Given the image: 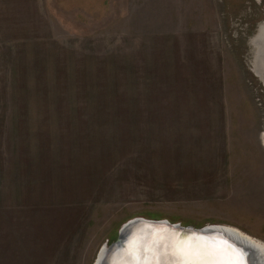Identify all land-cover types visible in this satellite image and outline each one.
<instances>
[{"label": "rangeland", "instance_id": "rangeland-1", "mask_svg": "<svg viewBox=\"0 0 264 264\" xmlns=\"http://www.w3.org/2000/svg\"><path fill=\"white\" fill-rule=\"evenodd\" d=\"M263 25L264 0H0V264H96L133 219L264 245Z\"/></svg>", "mask_w": 264, "mask_h": 264}, {"label": "water", "instance_id": "water-1", "mask_svg": "<svg viewBox=\"0 0 264 264\" xmlns=\"http://www.w3.org/2000/svg\"><path fill=\"white\" fill-rule=\"evenodd\" d=\"M138 231L140 232L138 233ZM160 231L161 233H167V235L170 237L179 238L185 236H194L206 240H212V237H216L221 241V243H224L226 247H228L232 251H236L239 259L242 258V264H258L255 259L257 253H259L258 250L252 251L248 247H246L245 244H240L235 240H232V238L230 237L228 239L220 231L218 232V229L216 228H184L179 225L171 224L167 221H148L144 219H133L126 222L119 230L116 241L113 242L109 247L104 248L103 255L99 264H111L113 259L114 262L125 260L128 263L131 262L132 264H143L144 261L152 262V258L156 253H158L159 251L164 252L162 247L159 246V244L162 245L160 243V237L158 236V233ZM149 233H157V236L152 237ZM148 236H150V240H152L153 238L156 239V243L159 242V244L156 246V244L154 245L153 243H151V241L150 247L149 249H147L143 244L145 241H148ZM160 258V264H164L166 259L168 260L169 255L167 254L166 257L164 255ZM167 263H173L172 257H170V261H168Z\"/></svg>", "mask_w": 264, "mask_h": 264}, {"label": "bare ground", "instance_id": "bare-ground-1", "mask_svg": "<svg viewBox=\"0 0 264 264\" xmlns=\"http://www.w3.org/2000/svg\"><path fill=\"white\" fill-rule=\"evenodd\" d=\"M259 41L262 47L261 50H263V54H264V25L260 28ZM210 227L218 229V232L220 231L228 239L230 237L232 238V240H235L240 244L241 243L243 245L245 244V246L252 251L258 250L259 253H257V256L255 258L256 262L258 264H264L263 244H260L255 240H252V238L247 237L243 233H240L239 231L233 228L223 227V226H210ZM139 232L140 231H138V233ZM149 234L152 237L157 236V233H149ZM158 234H159L158 236L160 237V243L162 245H160L159 242L156 243V239L154 238L150 240L149 239L150 236H148L147 238L148 241H145L143 244L144 246H146L147 249H149L150 242L152 241L151 243H153L154 245L156 244L157 246L159 244V246L162 247L164 252L157 251L158 253L154 255V257L152 258V262L161 259L160 257H163L164 255L166 257L167 254L169 255V258L168 260L166 259L164 264H168L167 262L170 261V257H172V262H173L172 264H183L185 260L193 261V262H204V264H231L232 261L239 259L236 251H232L231 249L226 247L225 244L221 243V241L216 237H212V240H206L194 236L192 237L185 236L182 238L170 237L167 235V233L165 232L161 233V231ZM103 250L100 252L96 264L100 263L103 255ZM180 251H183L185 255L181 256ZM113 262L114 259L112 260L111 264H132L131 262L128 263L125 260H120L119 262H114V263Z\"/></svg>", "mask_w": 264, "mask_h": 264}, {"label": "snow or ice", "instance_id": "snow-or-ice-1", "mask_svg": "<svg viewBox=\"0 0 264 264\" xmlns=\"http://www.w3.org/2000/svg\"><path fill=\"white\" fill-rule=\"evenodd\" d=\"M180 255L183 256V255H185V253L183 251H180ZM143 264H160V262H159V260H157L155 262L144 261ZM183 264H204V262H193V261L185 260L183 262ZM231 264H242V258L237 259L235 261H232Z\"/></svg>", "mask_w": 264, "mask_h": 264}]
</instances>
